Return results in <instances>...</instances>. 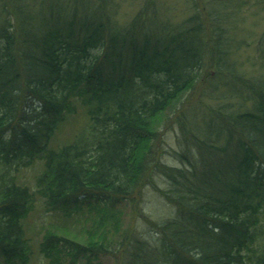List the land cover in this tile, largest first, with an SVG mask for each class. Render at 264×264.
I'll return each instance as SVG.
<instances>
[{
	"label": "trees",
	"instance_id": "1",
	"mask_svg": "<svg viewBox=\"0 0 264 264\" xmlns=\"http://www.w3.org/2000/svg\"><path fill=\"white\" fill-rule=\"evenodd\" d=\"M115 1L0 0V264H28L34 196L11 172L38 159L46 210L75 214L72 231L42 235L46 264H264V75L234 69L214 6L173 22L148 1L121 23ZM212 70L228 77L209 103ZM78 102L87 122L53 148ZM147 183L173 214L141 213ZM121 203L151 229L119 230Z\"/></svg>",
	"mask_w": 264,
	"mask_h": 264
},
{
	"label": "rangeland",
	"instance_id": "2",
	"mask_svg": "<svg viewBox=\"0 0 264 264\" xmlns=\"http://www.w3.org/2000/svg\"><path fill=\"white\" fill-rule=\"evenodd\" d=\"M155 3L158 13L167 17L171 21H179L189 15L193 10V3L197 0H116L117 9L115 17L121 23L127 22L146 2ZM200 9L203 5L206 11L210 14H215L214 7L220 11L221 17L218 18L224 26V36L227 37L229 59L234 61L235 68L238 72H242L248 77H260L264 75V66L258 59L257 52H260V37L264 40V0H198ZM214 6V7H213ZM203 12V11H202ZM201 12V14H202ZM216 19V18H215ZM217 19L212 21H218ZM211 22V20H210ZM211 78L207 79L210 84V94L204 97L205 101L212 103L215 98L219 97V93L224 91V80L228 77V73L222 70L216 75L212 70ZM236 71V70H235ZM231 98V97H229ZM220 99V98H219ZM230 100L226 96L221 100ZM236 102V98H231ZM87 122L85 106L77 103V109L71 113L58 127L52 141V147L56 148L61 143L77 132ZM176 130L167 129L163 135V160L174 162L171 151L177 148ZM45 165L43 160H35L33 164L28 166H20L16 170H12V174L20 184H25L33 193L31 209L28 215L23 219L24 235L28 240L30 247L28 264H46V260L40 251V240L46 230H56L58 233L62 231L60 226H64L72 231L75 223H72L75 214L69 217L68 222H63L61 215L56 212L47 211L43 197L39 194L40 187L39 179L42 176ZM155 185L164 187L162 178L155 174ZM119 208V230L124 227L133 225L139 229L143 235L149 231L147 221L138 216V213L132 211L128 203H121ZM141 213L152 220L159 221L173 214V207L167 203L161 196L159 191L151 183H147L142 188V197L139 203ZM113 223L111 220L102 227V234L105 241L111 243V246H116L120 239V231H114L111 228ZM56 226H58L56 228ZM151 229V228H150ZM62 233H68L69 231ZM100 230V228H99ZM98 230V231H99ZM109 261V258H105Z\"/></svg>",
	"mask_w": 264,
	"mask_h": 264
}]
</instances>
